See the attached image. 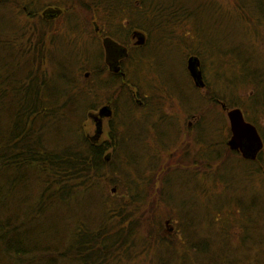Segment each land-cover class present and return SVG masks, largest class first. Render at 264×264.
<instances>
[{
	"label": "rangeland",
	"instance_id": "obj_1",
	"mask_svg": "<svg viewBox=\"0 0 264 264\" xmlns=\"http://www.w3.org/2000/svg\"><path fill=\"white\" fill-rule=\"evenodd\" d=\"M15 1L18 5L9 3L7 13L21 22V30H26L23 43L31 42L33 51L32 55L22 56L16 42H12L10 51L18 52L22 63L26 61L27 70L18 73L23 78L21 83H27L25 78L38 76L37 84H44L38 86L40 94L34 101L42 137L50 138L47 151L58 154L65 148L75 150L85 140L93 145L109 141L111 146L112 141L117 142V137L110 139L111 129L118 134L120 147L104 154L106 165L97 175L103 178H95L91 172L86 181L77 183L80 187L70 183L60 195L47 192L45 176H54L52 173L24 171L23 176H29L25 196L28 200L21 198L22 190L18 188L11 196H0V208L6 205L10 211L31 212L41 201L39 194L47 193L43 205L56 206L52 209L54 215L48 214V222L55 220L57 231L52 239L62 240L58 243L62 251L64 247H78L79 226H84L88 238L98 233L125 234L126 245L116 254L110 256L104 248L106 264H256L259 260L264 264V245L246 240L249 235L254 239L264 236V147L257 162L230 154L225 146L229 139L226 112L218 101L213 105L206 95L211 92L216 99L236 105L264 137V0H252V4L246 0L248 5L243 0H164L168 6L182 4L189 8L198 14L199 21L195 23L197 16L188 15L185 23L170 26L166 36L153 32L145 47L147 33L142 27H146V21L143 16L141 19L142 13H138L134 23L124 20L122 29L127 33L126 41H130L128 57L133 58L127 59L133 63L130 79H136L137 87L134 85L133 101L121 103L120 119H114L113 106L114 101L118 105V79L94 75L95 63L103 61L102 39L97 36L96 27L111 30L118 26V6L110 7L112 2L104 0L105 7L86 4L88 10L93 8L91 13L61 9L62 13L56 15L44 13L60 8L61 0H37L33 5L27 0ZM161 1L155 0L158 4ZM26 4L29 6L24 8ZM131 7L138 11L135 4ZM165 13L169 14L162 16L169 19L174 11ZM168 19L158 17L156 21ZM130 26L136 29L131 30ZM154 28L159 31L161 27ZM135 32L144 36V45L136 44L137 39L132 38ZM156 38L164 40L154 47ZM39 56L42 59L36 64L33 60ZM191 57L199 60L206 84L199 90L187 71ZM13 67L14 62H5L4 69L9 73L17 72ZM228 83L231 87L225 85ZM145 92L148 97L144 99ZM252 97L256 99L252 101ZM148 100H161L148 109L151 115L161 114L160 117L147 116ZM196 101H201L202 106L198 107ZM6 106L0 113V124L4 136H10L4 142L16 134L12 110ZM105 106L111 109L112 116L103 120L102 136L94 143L91 139L95 125L90 117ZM127 113L145 124L128 123L127 127ZM132 149L137 164L134 170L117 157L119 151L123 156ZM138 176L144 183L141 194L133 201L135 192L129 191L127 183L140 181ZM5 184L0 178V186L7 190ZM71 218L74 223L69 222ZM188 223L189 227L185 226ZM192 233L195 236H189ZM198 238L211 245L205 258L196 252L197 246L187 244ZM68 255L64 252L62 256ZM69 257L68 264H98L92 259L85 263Z\"/></svg>",
	"mask_w": 264,
	"mask_h": 264
},
{
	"label": "trees",
	"instance_id": "obj_2",
	"mask_svg": "<svg viewBox=\"0 0 264 264\" xmlns=\"http://www.w3.org/2000/svg\"><path fill=\"white\" fill-rule=\"evenodd\" d=\"M27 1H29L33 5L37 0ZM103 1L104 0H94L88 3L85 2V0H69V3H65L61 0V2H59V6L61 9H64L69 13L77 12L84 14L90 12L89 10L93 9L91 8L88 10L87 8H85L86 4H99L100 6L105 7V3H103ZM110 1L116 4L112 5V3H109L110 7L115 8L118 6V8L116 9L118 10V26H112L111 30H109L108 27H104L101 29L105 31V36H110L112 38L118 39V42L123 44V46L126 48L129 47L130 41H126L127 33L122 29L123 27H125L122 22L129 19L134 23L139 18L137 16L139 12L142 13L141 19L143 16V19L146 21V27H142L147 33H145L146 43L143 47L149 45L153 37V32H158L157 36H166V32L169 31L170 26H180L179 23H185V19L188 15H190L191 17L194 15L197 16L194 20L195 23L199 21L198 14H193L189 8H185L182 4H179V6L175 4H169L168 6V3L164 0L161 1V4L156 3L155 0ZM133 2L135 6H138V11L132 9L131 6H134ZM250 2V4H252V0H250ZM9 3H13L16 6L18 5L15 0H0V113H4L3 107L6 106L5 103H7L8 105L6 107L12 110V112L10 113L11 116H13L12 118L15 119L14 129L16 134L14 135L13 139L11 137L9 141L4 142L5 139H7L10 135L7 134V137L4 136L2 125L0 124V178L2 182L6 183L5 185H7V190L0 186V196H3L4 194L11 196L14 191L20 188L22 190L21 198L24 201H27L28 199L25 198L28 191V186H26V183L29 181V176H23L24 171L36 170L43 172L45 175L48 173H52L54 176H45V184L47 185L48 183L46 187L47 192L50 193V191H55V193L60 195L63 193L64 189L67 188V186H70V183H74L73 186H75L76 188H78V186L80 187V185H78L77 183L82 184L84 181H86L88 175L91 172L95 174V178H103V175H97L102 173V168L106 165L104 154L110 148H113L114 150L115 148H118L120 140L118 141V134H115L114 130L111 129L110 139L111 137L114 139H116L117 137V142L112 141L113 145L111 146L108 143L109 141L100 145H93L85 140L83 146L79 147L82 149L76 148L74 150L73 148H65L62 149L58 154H50L47 151L48 146L46 145V142L50 141V138L48 136L45 138L42 137L44 134L42 132V129L38 125L39 117L37 115L39 112L35 107L36 104L34 101V99L36 100L38 98L37 95L40 94L38 86L42 87L44 86V84H37L36 79L38 76L25 78L27 83H21L22 77L20 78V75H18V73L21 74L24 69L27 70V64L25 63L26 61H24L23 63L20 61L18 52L10 51L13 49L12 42L18 43V45L15 47L21 49V55L24 57L26 54L32 55L33 48L31 42H28L26 44L23 43V40L26 39V30H24V27L23 30H21L22 26L18 18L15 19L7 13V10L9 8L7 6L9 5ZM136 3L138 4L136 5ZM243 4L248 5L246 0H243ZM154 5L159 6L155 7ZM28 6L29 5L26 4L23 7L25 8ZM18 10L20 13H23V11H20V8ZM170 10L174 11V13L170 15L169 19L162 16L163 14H169L165 13V11L168 12ZM143 12L146 15L143 14ZM20 13H18L16 17H19ZM93 13H95V10ZM149 16L152 17L149 18ZM158 17L168 20L156 21ZM91 21L93 22L94 20ZM154 27H156L157 29H159V27L161 28L159 29V31H156ZM129 28L131 30L136 29L132 26H130ZM19 30H21L20 33H17ZM147 35H149L151 39L147 40ZM163 40L164 39H162L161 41ZM161 41L157 40L156 42H154L155 44L152 43V45L154 47H157ZM10 52L14 54L11 55ZM129 55L130 54L128 52V56ZM40 59H42L40 56L35 57L33 61L38 64V62L41 61ZM128 59H130L131 61L133 60L132 56L128 57ZM5 62L6 64L7 62L8 64L9 62H14L13 70H17V72L9 73V71H6V68L4 69ZM98 65L99 66L97 68H94L95 77L102 76L103 72L105 71L103 65ZM132 65L133 63L128 60L127 66H130V68H123V72L126 75L125 81L120 79L119 76L114 77L108 75V77L110 78L113 77L116 80L118 79V82L120 83V86L118 87V105L115 101L113 102V106L115 109L114 119H120L121 117V103L123 105H126V101H133V93H136V90L134 88V85L137 87V82L135 81L136 79H130V72L133 68ZM225 85H227V87H231L229 83ZM137 92L140 93V91L138 90ZM206 95L208 100L213 105L217 104V101H223L229 108H238L236 105L225 101L223 98L216 99L211 92H208ZM147 97L148 96L146 93L144 99ZM253 99H256V97H252V101ZM4 101L5 103L3 105ZM148 103V106L145 107L146 111H149L148 109L151 105H159L161 103V100L152 102L148 100ZM196 105L198 107H201L202 102L196 101ZM127 115V119L129 120V122L124 120L126 125H128V123H131L130 125L133 126L135 124H139V126L145 124L143 121L139 122L137 119H134V116L129 115L128 113ZM147 116H151V118L152 116L160 117L161 114L154 116L150 113L147 114ZM127 127H129V125ZM127 127H125L126 130ZM123 137L125 136L122 135V138ZM9 142L10 144L6 145ZM120 153L121 151H119L117 154L118 159L123 162L127 161L126 163L128 165H131V168L134 170L135 168L133 167L137 164L134 162L136 158L133 149L130 154L123 153L124 155L120 156ZM114 157H116L115 152ZM90 177L92 176H89V178ZM138 177L141 178L140 181L134 179V183H127V188L129 189V191H131L132 194H134L135 192L134 196L132 195L134 199L133 201H135V198L141 194L142 183H144L142 177ZM42 189L44 188L42 187ZM33 191H31L29 199H32ZM39 197L41 198V201L38 202V207H34V209L36 208L35 210H32V208H28L32 210L31 212L23 209L22 211H10L7 209L6 205L0 208V264H64V262L65 264H68L71 262V257L69 256L75 257L77 262L83 261L86 263L87 261H90L92 259L98 264H100V262L102 264H106V259L108 257H105L102 253L104 251V248L105 251L109 250L107 253L111 256L112 254H116L119 248L126 245L127 239L125 234L106 236L98 233L97 235H93L88 238L89 236H86L85 232L83 231L84 226H79L76 228L79 232V234H77L76 236V243L78 247L72 250H65L66 247H64V250L62 251V247H60L59 245L62 240L59 237L56 238L57 240H53L56 237L55 235L57 231L55 227V220L50 219V222H48V214H51V216L54 215L53 210L56 208V206L52 205L51 207H47V205H43V198H48L47 193H41V195L39 194ZM53 198L54 197L52 196L51 199ZM2 201L3 199L0 198V204L2 203ZM57 202L58 201H54V204H56ZM72 220V218L69 219V222ZM189 225L190 223L185 224V226L187 227H189ZM185 226H183V230H185ZM52 236L54 237L53 239ZM189 236L195 235L192 233ZM112 237L113 239H111ZM121 237H123V240ZM246 240H249L253 245H264V236L262 234L258 235L256 239L249 235L248 237H246ZM56 242L57 244L54 245ZM205 242L206 241H204V239L202 240L198 238L194 241L188 242L187 244L197 246L196 252L203 253V258H205L208 255L206 256L204 254L210 252L211 246L209 245L210 243ZM90 244H92L93 247H91ZM64 252H68L69 255L62 256ZM113 259L115 258H112L111 260ZM218 259L220 260V257ZM256 264L263 263H261V260H259L258 262H256Z\"/></svg>",
	"mask_w": 264,
	"mask_h": 264
},
{
	"label": "water",
	"instance_id": "obj_3",
	"mask_svg": "<svg viewBox=\"0 0 264 264\" xmlns=\"http://www.w3.org/2000/svg\"><path fill=\"white\" fill-rule=\"evenodd\" d=\"M46 13H53L56 15H60L62 12L59 9L53 10L50 9ZM133 37L137 39L136 44L139 46L144 45L145 38L140 33H133ZM124 52V50H123ZM117 71V70H116ZM187 71L189 76L194 82V85L198 88H203L204 81L202 78V73L200 71V62L196 57H191L187 61ZM225 108L224 106L222 107ZM112 116V111L108 106L102 107L98 110V113L92 115L90 118L93 120L95 125L94 136L91 141L97 143L102 136L103 133V120L110 119ZM227 117L229 120L230 130L232 133V137L230 141H228L227 145L231 150H237L242 148L243 142L250 144L252 150L259 151L262 149V140L259 137L256 128L247 123L243 117V113L240 109H232L227 112ZM254 152V153H255ZM253 157L255 154L252 155ZM251 158L250 156H246Z\"/></svg>",
	"mask_w": 264,
	"mask_h": 264
},
{
	"label": "flooded vegetation",
	"instance_id": "obj_4",
	"mask_svg": "<svg viewBox=\"0 0 264 264\" xmlns=\"http://www.w3.org/2000/svg\"><path fill=\"white\" fill-rule=\"evenodd\" d=\"M56 7V6H55ZM57 9L59 8V7H56ZM60 10H61V8H59ZM45 17H47V18H49L48 17V15H43V18H45ZM105 33V31H103L102 29H100V28H96V33H97V36L99 37V38H101L102 39V41L104 42V40H103V38H104V33ZM103 33V36L101 35ZM106 37H110V36H106ZM113 41H115L116 43H117V46H115V49H114V54L117 56V55H119L118 57H117V59L115 60V59H113L111 56H110V54H107V52L105 51V50H103V61H101V63H100V65H102L103 64V67L105 68V66H106V68L109 70H105L104 72H103V75L102 76H104V75H109V76H119L120 77V79H122V80H124V79H126V75L124 74V72H123V68H125V67H128V66H126L125 65V62L127 61V59H128V49L126 48V47H124L123 46V44H121L120 42H118V39H116V38H112V37H110ZM117 38H118V35H117ZM132 38H133V34H132ZM93 43H98L99 44V41H94ZM103 47V46H102ZM123 49H125L126 50V52H127V55L126 54H124V52H123ZM122 54H124V55H122ZM90 62H91V60H89ZM128 62V61H127ZM99 65H98V63H95V65H94V68H97ZM117 70V71H116ZM107 71V72H106ZM204 85H205V87H206V84H205V82H204ZM195 86V85H194ZM195 88H197L198 90L199 89H202V88H198V87H196L195 86ZM135 96H136V93H133V99L135 98ZM219 103H220V105H221V108L224 106L225 108L223 109L222 108V111L223 112H226V115H227V112L228 111H230V110H232V109H236V108H234V107H232V108H229V107H227L226 106V104L224 103V102H220V101H218ZM239 109V108H238ZM241 110V109H240ZM242 111V110H241ZM242 113H243V117H244V119H245V121L247 122V123H250L251 125H253L255 128H256V130H257V133H258V135H259V137L261 138V140H262V149L261 150H259V151H256L255 152V150H252V147L250 146V144H248V143H246V142H243V145H242V148H239V149H237V150H231L229 147H228V145H227V143H228V141H230V139H231V137H232V133H231V130H230V125L228 126V132H229V139L227 140V142L225 141V146L227 147V149H228V152H230V154H238L244 161H248V162H257L258 161V159H259V157H260V155H261V152L263 151V147H264V137L261 135V133L259 132V130H258V127L256 126V124L255 123H253L252 121H250L249 119H247V117H246V115L244 114V112L242 111ZM228 123H229V121H228ZM196 126V125H195ZM199 128H201L200 126L198 127V135H199V137H201L202 135H201V133L199 132ZM226 138V137H225ZM222 145H223V141H222ZM222 150H224V148H221ZM255 152V153H254ZM253 154H255V156L253 157L252 155ZM246 156H250L251 158H248V157H246Z\"/></svg>",
	"mask_w": 264,
	"mask_h": 264
},
{
	"label": "bare ground",
	"instance_id": "obj_5",
	"mask_svg": "<svg viewBox=\"0 0 264 264\" xmlns=\"http://www.w3.org/2000/svg\"><path fill=\"white\" fill-rule=\"evenodd\" d=\"M103 40H104V42L102 41L103 50H105L107 54H110V56L116 60L119 55L116 56L113 52H114L115 46H117V43L113 41L110 37H106V36H104ZM123 50H124V54L127 55L126 50L125 49Z\"/></svg>",
	"mask_w": 264,
	"mask_h": 264
}]
</instances>
